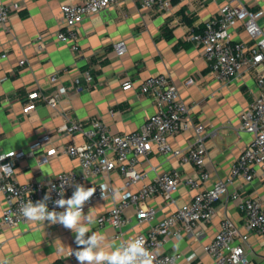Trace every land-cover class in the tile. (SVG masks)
Masks as SVG:
<instances>
[{
	"label": "crops",
	"instance_id": "crops-1",
	"mask_svg": "<svg viewBox=\"0 0 264 264\" xmlns=\"http://www.w3.org/2000/svg\"><path fill=\"white\" fill-rule=\"evenodd\" d=\"M80 1L0 0V4L19 3V8L0 26V151L22 149L27 152L30 145L44 135L51 137L16 163V179L19 182L49 179L62 171L78 168V159L67 154L52 155L47 162L38 163V157L53 146L84 143V137L78 133L55 134V129L64 122L98 118L112 134L139 130L156 110L152 95L138 89L139 83L150 75L169 77L188 105L192 121L203 124L207 133L205 169L209 179L196 189L180 185L172 193V203L161 194L150 197L145 205L156 209L152 220L138 223L135 206H132L126 211L129 222L122 228L120 237H115L116 230L109 224L97 227L95 218L106 214L120 200L121 190L84 208L85 215L89 211L93 215L92 231L118 245L147 231L188 202L196 190L209 187L229 173L232 163L252 138L251 133L239 129V115L259 93L256 74L264 69V61L249 69L242 68L230 81L222 83L211 73L201 47L185 38L187 27L200 29L228 0H172L169 9L162 12L142 7L137 0H118L78 25L77 50L73 51L70 43L56 39L55 32L62 27L60 5ZM237 1L262 12L258 22L264 32V0ZM39 35L43 41L41 50L36 47ZM232 39L252 43L240 23L234 27ZM119 40L126 42L123 55L113 51V44ZM61 68L67 69L60 77L64 84L83 69L92 73L94 84L80 93L62 97L56 107L40 103L35 110L23 114L27 93L33 89L51 92L54 84L49 81V75ZM188 77L193 78L192 83L185 82ZM126 79L131 80L132 87L122 89ZM194 136L193 129L182 130L169 136L168 141L172 146L185 148ZM135 168L146 177L129 187L132 192L171 168L195 174L191 163H180L178 157L162 154L155 148L146 157H139ZM87 181H105L119 189L123 177L112 171L108 176L99 175ZM233 191L259 198L264 205V175L260 168L256 167L251 181L239 177L229 185L228 194L215 202V215L209 221L199 224L192 232L181 231L179 237L164 236L157 252L179 254L175 264H215L211 256L199 251L218 231L221 220L229 218L240 233L246 231L238 200L230 196ZM5 205V196L0 193V217ZM75 237L76 234L63 225L48 221H28L11 227L0 224V258L7 259L8 264H80L74 254L69 256L70 248L74 251L81 247ZM236 241L244 244L249 264H264V239L260 235L249 231L245 241L239 238ZM193 251L198 252V256L186 260Z\"/></svg>",
	"mask_w": 264,
	"mask_h": 264
},
{
	"label": "built area",
	"instance_id": "built-area-1",
	"mask_svg": "<svg viewBox=\"0 0 264 264\" xmlns=\"http://www.w3.org/2000/svg\"><path fill=\"white\" fill-rule=\"evenodd\" d=\"M118 0H81L80 2H63L60 5L62 27L55 32L58 41L68 42L73 51L77 50L78 25L90 15L116 3ZM140 6L153 8L157 11L169 9L172 0H137ZM19 8V3L0 4V26L4 25L9 15ZM260 10L253 9L237 0H228L221 4L216 14L207 18L200 29L187 27L185 38L201 47L211 73L222 83H227L235 77L242 68L249 69L264 61V32L258 22ZM240 23L250 37V45L232 39L234 27ZM37 49L43 48L42 37H37ZM116 55L126 52V42L119 40L113 44ZM20 64L23 60L19 61ZM66 68H61L49 75V81L54 88L49 93L31 90L27 93V101L22 106V113L33 111L42 103L56 107L62 97L69 93H80L94 84V77L88 69L78 71L67 84L60 81ZM188 77L185 82L192 83ZM258 95L240 112L239 129L252 135L247 146L232 163L229 173L218 178L203 190H196L191 199L178 206L173 212L147 231L140 232L135 237L142 238L146 247L156 257L155 264H175L179 254L158 253L163 237L171 235L179 237L181 231L192 232L199 224L209 221L215 215V202L222 195L228 194V187L236 178L251 181L256 175V167L264 175V69L256 74ZM132 87L130 79L122 82V89ZM139 92L152 95L156 110L146 118L139 130L122 134H112L107 125L98 118L85 121H68L55 129L56 135L80 134L85 141L82 145L64 144L53 146L38 157V163L47 162L52 155L67 154L78 159V168L62 171L49 179H30L19 182L15 177V165L27 154L33 153V148L50 139L44 135L30 145L29 151L9 149L0 151V166L8 165L10 172L0 170V193L5 196L6 205L0 217L2 226H15L28 221L20 214L21 206L28 200L33 203L42 200L46 195L49 210L57 212L64 209L56 206L63 191L64 199H68L75 191L77 184L85 188L95 187L96 192L85 203V207L102 201L104 197L121 190L122 196L106 214L95 218L97 227L111 225L115 237H120L122 228L129 222L126 215L128 208L135 206L138 223L150 221L156 214V209L145 205L150 197L161 194L167 201L174 202L172 193L184 185L196 189L209 179L205 169V136L203 124L192 121L188 114L189 107L181 98L177 87L166 74L150 75L138 85ZM193 129L195 136L185 148L172 146L168 137L182 130ZM155 148L162 154L178 157L180 163H191L195 174L184 173L177 168H171L155 175L149 182L143 183L135 192L129 187L146 177L144 172L135 168L139 157H146ZM117 171L122 177L119 189L110 187L105 181L88 182V178L99 175L108 176ZM106 186L103 193L100 186ZM232 199L238 200V207L245 217L244 233H240L229 218L220 222L218 231L213 238L203 244L200 253L211 256L215 264H249L250 259L242 242L249 231H254L264 239V205L259 198L241 196L233 191ZM75 251V250H74ZM73 251V252H74ZM198 252L193 251L186 260H193Z\"/></svg>",
	"mask_w": 264,
	"mask_h": 264
},
{
	"label": "clouds",
	"instance_id": "clouds-1",
	"mask_svg": "<svg viewBox=\"0 0 264 264\" xmlns=\"http://www.w3.org/2000/svg\"><path fill=\"white\" fill-rule=\"evenodd\" d=\"M0 159L4 157L0 156ZM0 170L10 172L11 168L3 165ZM100 189L104 197L106 186L101 185ZM95 192V187L85 188L77 184L70 198L64 199L61 191V198L55 201L56 206L64 211H50L46 203L50 197L46 195L36 203L28 200L21 206L20 214L29 222L48 221L50 224H61L74 232L76 244L81 247L74 252L70 248L69 256L74 254L80 264H155L156 257L145 246L146 242L142 238L131 237L114 245L106 241L105 235L92 231L93 215L91 211L85 215L83 207ZM88 233L91 235L86 236ZM0 264H8V260L0 258Z\"/></svg>",
	"mask_w": 264,
	"mask_h": 264
}]
</instances>
